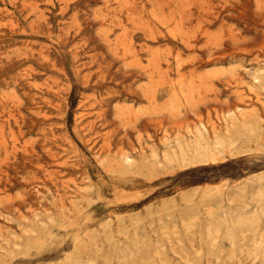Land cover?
<instances>
[{"label": "rangeland", "instance_id": "rangeland-1", "mask_svg": "<svg viewBox=\"0 0 264 264\" xmlns=\"http://www.w3.org/2000/svg\"><path fill=\"white\" fill-rule=\"evenodd\" d=\"M258 175L264 0H0V264H264L204 242Z\"/></svg>", "mask_w": 264, "mask_h": 264}, {"label": "bare ground", "instance_id": "bare-ground-1", "mask_svg": "<svg viewBox=\"0 0 264 264\" xmlns=\"http://www.w3.org/2000/svg\"><path fill=\"white\" fill-rule=\"evenodd\" d=\"M251 131H252L251 127H248V126L241 127L240 130L237 131L235 137L237 138V137H242V136L248 135V134H250ZM228 132L229 131H227V133ZM231 132H233V131H231ZM204 137H205V134H204ZM204 137H202L200 135V133H197V135L194 136L191 139V142L188 144L186 142H185L186 144L177 142L178 143L177 144V148H178L177 151L168 152L166 154V160H168V161L173 160L176 162H180L181 164L200 162V161H206V160H213V159H215V153L217 151H221L226 144H227L226 146L234 145V140H226L225 142L224 141H217L214 144H210L206 139H204ZM259 176L260 175H258V177L256 178V179H258V181H260L261 178L263 179V176H260V177ZM247 183H244V184H247ZM235 189H237V188H235ZM251 189H252V187H251ZM263 189L264 188L259 189L257 191V193H255L252 196L248 194L250 196V202L252 204L258 206L257 213L254 211V213L252 212L253 214L251 213L248 215L247 213H235L234 212L235 214H232L229 217L225 216L226 214H224V216H222L223 214L220 213L222 215L219 214L220 216H214L213 219L206 224V231H205L206 238L204 239V242L208 246V250H207L208 256H210L212 258H216L218 256L217 255V251H218V247H219L218 240H217L218 238L224 237V239L229 240L232 243V245L236 246V244H238L239 242L244 241L243 239L245 238V236H244L245 232H248L250 234V238L247 242H248V246H250L253 249L254 253L258 254L264 250V231H261V223H262L261 217L263 215V207H261V205L264 202V190ZM239 191L238 192L241 193V195H243V197L245 195H247L245 187L240 188ZM254 192H255V190H254ZM236 194L238 195V193H236ZM233 195H234V193H233ZM230 196H231V194H230ZM238 197H242V196H238ZM232 201H234V199ZM246 204L244 207H246ZM235 205H234V207H235ZM215 210H217V209H215ZM235 210H236V208H235ZM192 218H195V217H192ZM225 224H227V226L225 227L224 230H222V228L224 227ZM219 232H221V233L219 234ZM141 248H142V246H141ZM160 255H162V254H160ZM164 257H161V258L164 259Z\"/></svg>", "mask_w": 264, "mask_h": 264}]
</instances>
